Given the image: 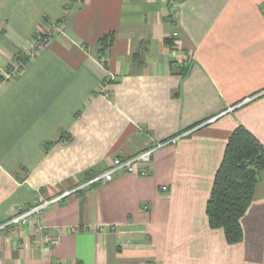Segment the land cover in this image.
<instances>
[{"label":"crops","instance_id":"obj_1","mask_svg":"<svg viewBox=\"0 0 264 264\" xmlns=\"http://www.w3.org/2000/svg\"><path fill=\"white\" fill-rule=\"evenodd\" d=\"M261 0H0V77L39 29L49 44L0 85V224L152 140L149 174L118 171L0 231V264H264V169L226 241L206 213L230 132L264 146ZM114 38L100 56L98 39ZM176 32L177 35H173ZM24 58V57H23ZM115 228L111 229L110 226ZM103 226V230H99Z\"/></svg>","mask_w":264,"mask_h":264},{"label":"trees","instance_id":"obj_2","mask_svg":"<svg viewBox=\"0 0 264 264\" xmlns=\"http://www.w3.org/2000/svg\"><path fill=\"white\" fill-rule=\"evenodd\" d=\"M113 38L110 31L98 39L100 56L105 55ZM263 169V144L246 127L236 126L227 138L206 203L209 225L221 227L229 243L242 240L240 217L254 197Z\"/></svg>","mask_w":264,"mask_h":264},{"label":"built area","instance_id":"obj_3","mask_svg":"<svg viewBox=\"0 0 264 264\" xmlns=\"http://www.w3.org/2000/svg\"><path fill=\"white\" fill-rule=\"evenodd\" d=\"M262 3V12L264 13V0H261ZM50 26L49 28L39 29L37 30L32 38L31 45L24 51L23 56L21 58V62L13 63L12 67L4 68L1 72L0 77V85L8 84L15 79L17 76V70L19 67L23 66L24 63L27 62L28 59H31L35 55L39 53V51L49 44L50 39L52 38L55 31L60 30L63 28V24L56 26L57 29ZM173 35H177L176 32H173ZM24 57V58H23ZM168 141V140H166ZM166 141H157L152 140V142L145 148L139 150L135 154L128 156V157H119L113 156L111 159L110 164L107 168L103 171L93 174L88 179L84 180L78 186L70 189L65 190L60 195L53 196L48 199L40 198L36 203L27 204V205H19L17 207V211L12 214L6 221L0 224V231L4 232H14L16 229L29 223L30 221L34 220L38 223L37 225V232L41 234V227L40 218L43 215L44 210L53 202L57 201L59 198L63 197L64 195H68L71 192L79 190L87 185L91 184H98L109 181L113 178L114 174L118 171H128V172H136L139 175H147L151 169L152 163V153L158 149L159 147L163 146ZM111 229L115 228L114 225L110 226ZM99 230H103V226H99ZM39 242L49 243V244H56L59 241V236H50L47 234H41L39 236Z\"/></svg>","mask_w":264,"mask_h":264}]
</instances>
